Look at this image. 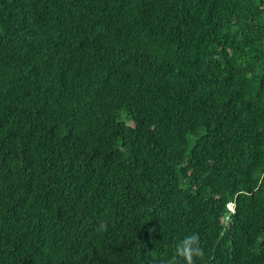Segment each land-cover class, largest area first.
Returning <instances> with one entry per match:
<instances>
[{"label": "trees", "instance_id": "1", "mask_svg": "<svg viewBox=\"0 0 264 264\" xmlns=\"http://www.w3.org/2000/svg\"><path fill=\"white\" fill-rule=\"evenodd\" d=\"M192 234L264 264V0H0V264H184Z\"/></svg>", "mask_w": 264, "mask_h": 264}, {"label": "clouds", "instance_id": "2", "mask_svg": "<svg viewBox=\"0 0 264 264\" xmlns=\"http://www.w3.org/2000/svg\"><path fill=\"white\" fill-rule=\"evenodd\" d=\"M202 255L203 252L199 247L198 237L195 234L186 236L176 246V256L182 258L184 264H194V257ZM168 264H173V261L170 260Z\"/></svg>", "mask_w": 264, "mask_h": 264}, {"label": "bare ground", "instance_id": "3", "mask_svg": "<svg viewBox=\"0 0 264 264\" xmlns=\"http://www.w3.org/2000/svg\"><path fill=\"white\" fill-rule=\"evenodd\" d=\"M225 211L227 212V215H230L231 211H233V207H234V201H228L225 203Z\"/></svg>", "mask_w": 264, "mask_h": 264}]
</instances>
